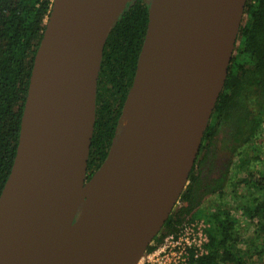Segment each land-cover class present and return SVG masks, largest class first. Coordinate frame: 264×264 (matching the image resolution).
Returning <instances> with one entry per match:
<instances>
[{
    "label": "water",
    "instance_id": "water-1",
    "mask_svg": "<svg viewBox=\"0 0 264 264\" xmlns=\"http://www.w3.org/2000/svg\"><path fill=\"white\" fill-rule=\"evenodd\" d=\"M129 1H53L31 72L16 156L0 195V264H59L65 258L88 211L85 187L121 138H134L138 151L88 264H138L189 183L246 0H199L194 10L177 0L182 23L174 52L158 69L143 108L130 120L122 115L107 158L86 182L96 76L109 31ZM164 8L165 0H150L139 57L153 71Z\"/></svg>",
    "mask_w": 264,
    "mask_h": 264
},
{
    "label": "trees",
    "instance_id": "trees-1",
    "mask_svg": "<svg viewBox=\"0 0 264 264\" xmlns=\"http://www.w3.org/2000/svg\"><path fill=\"white\" fill-rule=\"evenodd\" d=\"M53 1L0 0V195L16 156L31 72ZM148 17L149 3L130 0L109 31L96 76V119L86 182L105 161L119 134ZM263 125L264 0H246L228 74L201 139L189 183L154 238L157 245L168 236H177L185 223L200 218L205 200L224 197L235 160H239L237 167L244 169L245 148L260 139ZM254 175L248 170L237 183L259 190L242 208L255 225L253 247L240 248L247 242L223 206L206 216L210 225L208 254L191 264H251L254 256L264 257V174ZM153 249L149 245L146 251Z\"/></svg>",
    "mask_w": 264,
    "mask_h": 264
},
{
    "label": "bare ground",
    "instance_id": "bare-ground-1",
    "mask_svg": "<svg viewBox=\"0 0 264 264\" xmlns=\"http://www.w3.org/2000/svg\"><path fill=\"white\" fill-rule=\"evenodd\" d=\"M198 1L186 0L185 5L194 10ZM181 23L179 2L165 0V8L155 41L157 69L153 71V66L146 63L145 57L139 60L133 89L123 109V119H132L134 112L141 110L149 99L158 69L164 66L174 52L176 35ZM137 151L138 145L134 138L127 142L124 138L119 139L108 161L86 185L84 195L89 200L87 214L71 239L65 258L63 257L59 264H88L92 259L105 214L125 187L127 175ZM80 258H82L81 261H79Z\"/></svg>",
    "mask_w": 264,
    "mask_h": 264
},
{
    "label": "rangeland",
    "instance_id": "rangeland-1",
    "mask_svg": "<svg viewBox=\"0 0 264 264\" xmlns=\"http://www.w3.org/2000/svg\"><path fill=\"white\" fill-rule=\"evenodd\" d=\"M149 2L150 0H147V3ZM124 120L121 126L124 125ZM245 160H247V164H244V169L237 167L239 160H235V168L231 176L232 179L224 197H210L204 201L200 208V218L206 220L208 214L215 212L220 207L226 206L230 212L231 221L236 225L241 236L247 242L240 246L243 250H247V248H251L252 246L255 225L254 223H250L248 218L244 216L242 208L246 206L252 198L259 195V190L241 184L237 186V183L239 184L241 178L246 176L248 170L252 171V173L255 174L254 176H259V173L264 174V125L260 132V139L252 141V143L245 148ZM233 190H235V192H233ZM255 245L259 246L260 242L255 241ZM251 264H264V257L254 256L251 260Z\"/></svg>",
    "mask_w": 264,
    "mask_h": 264
},
{
    "label": "built area",
    "instance_id": "built-area-1",
    "mask_svg": "<svg viewBox=\"0 0 264 264\" xmlns=\"http://www.w3.org/2000/svg\"><path fill=\"white\" fill-rule=\"evenodd\" d=\"M210 225L203 218L185 223L180 233L164 239L161 245L154 241L152 251H145L138 264H191L208 254Z\"/></svg>",
    "mask_w": 264,
    "mask_h": 264
},
{
    "label": "flooded vegetation",
    "instance_id": "flooded-vegetation-1",
    "mask_svg": "<svg viewBox=\"0 0 264 264\" xmlns=\"http://www.w3.org/2000/svg\"><path fill=\"white\" fill-rule=\"evenodd\" d=\"M147 2V0H145Z\"/></svg>",
    "mask_w": 264,
    "mask_h": 264
}]
</instances>
